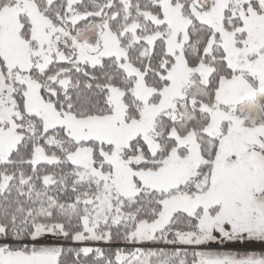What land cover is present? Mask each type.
<instances>
[{
  "label": "snow or ice",
  "instance_id": "snow-or-ice-1",
  "mask_svg": "<svg viewBox=\"0 0 264 264\" xmlns=\"http://www.w3.org/2000/svg\"><path fill=\"white\" fill-rule=\"evenodd\" d=\"M0 264H264V0H0Z\"/></svg>",
  "mask_w": 264,
  "mask_h": 264
}]
</instances>
